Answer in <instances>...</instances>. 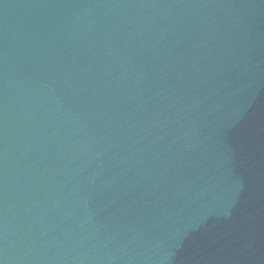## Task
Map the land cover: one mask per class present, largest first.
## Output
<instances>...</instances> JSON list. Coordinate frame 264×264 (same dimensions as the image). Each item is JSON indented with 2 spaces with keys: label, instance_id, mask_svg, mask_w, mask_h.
Returning a JSON list of instances; mask_svg holds the SVG:
<instances>
[{
  "label": "water",
  "instance_id": "water-1",
  "mask_svg": "<svg viewBox=\"0 0 264 264\" xmlns=\"http://www.w3.org/2000/svg\"><path fill=\"white\" fill-rule=\"evenodd\" d=\"M0 264H264V0H0Z\"/></svg>",
  "mask_w": 264,
  "mask_h": 264
}]
</instances>
